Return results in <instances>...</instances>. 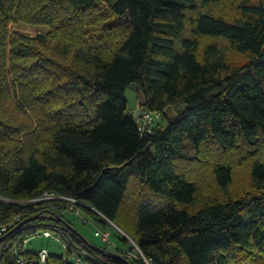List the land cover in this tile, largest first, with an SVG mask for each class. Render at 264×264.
Instances as JSON below:
<instances>
[{
	"label": "trees",
	"instance_id": "obj_1",
	"mask_svg": "<svg viewBox=\"0 0 264 264\" xmlns=\"http://www.w3.org/2000/svg\"><path fill=\"white\" fill-rule=\"evenodd\" d=\"M133 85L162 114L151 132L129 110ZM246 162L251 188L232 195ZM180 163L209 170L219 194ZM133 187L146 197L125 212ZM70 206L138 249L95 251ZM2 226L0 264H40L25 248L39 228L65 241L47 264H264V0H0Z\"/></svg>",
	"mask_w": 264,
	"mask_h": 264
},
{
	"label": "rangeland",
	"instance_id": "obj_2",
	"mask_svg": "<svg viewBox=\"0 0 264 264\" xmlns=\"http://www.w3.org/2000/svg\"><path fill=\"white\" fill-rule=\"evenodd\" d=\"M230 9V7H228ZM12 28L23 34L24 36L36 38L38 36H45L49 33L50 29L45 27H35L29 25H14ZM230 62L235 64H243L246 59L237 55L236 53H230L229 55ZM126 97L128 100L129 110L130 112H137L140 108V98L138 99L136 93L131 89L127 90ZM168 112V111H167ZM161 123H164L163 121ZM165 124V123H164ZM179 170L189 174L190 176L194 171L191 169L195 166L189 165L185 163L179 164ZM249 162L244 163L242 166H237L236 174H235V181L231 186V193L232 195H241L248 191L251 188L252 181L249 175ZM194 178L200 181L202 186V195H207V197H212L213 195L219 194L218 189L214 184V180L210 175V171H203L199 172L197 175H194ZM139 190L135 187L130 189L126 202L124 204V211H128L130 209V202L132 199L141 200V198L146 197L145 193L139 195L140 199L138 198ZM204 197V196H203ZM157 205H161L164 202H156ZM80 215L75 212H66L63 214L65 220L70 224L78 234L88 243L98 248L104 249L108 252L118 253V254H125L128 253L132 248L134 249L133 245L130 242H125L123 240L124 236L123 233L116 228L115 226L103 224L99 220H96L92 215L88 214L86 211L81 210ZM105 232L108 231L111 235V242L112 245H106L101 237H97L95 235L96 232ZM44 233V228H39L36 235L32 237H28V242L25 246L28 252H40L43 249L49 250V252L54 256H64L65 255V241L62 238L52 237L46 238L42 236ZM135 255V251H134Z\"/></svg>",
	"mask_w": 264,
	"mask_h": 264
},
{
	"label": "built area",
	"instance_id": "obj_3",
	"mask_svg": "<svg viewBox=\"0 0 264 264\" xmlns=\"http://www.w3.org/2000/svg\"><path fill=\"white\" fill-rule=\"evenodd\" d=\"M134 113V116H135V119H136V122L138 124V127H139V130L140 132L142 133H148V132H151L154 124L161 120L162 118V114L159 113V112H153V111H148V110H145L143 108H139L137 112H133ZM53 199H58V200H69L71 201L70 199H65L63 197H57L53 194H45V196L43 198H41L40 200H53ZM73 202H77V201H73ZM69 208V211H75L74 207L70 206L68 207ZM77 214H79V212L77 211L76 212ZM112 224V223H111ZM113 226H115L114 224H112ZM116 227V226H115ZM9 230V226H2L0 228V239L5 237L6 233L8 232ZM95 235L97 237H101L103 242L108 245V246H111L112 245V242H111V235L108 231H105V232H96ZM44 237L46 238H52V233L50 232H46L43 234ZM128 238V237H127ZM130 240V238H128ZM21 242L23 243H26L27 241L21 239L20 240ZM131 241V244L137 248V246L135 245V243ZM12 243H10V241H2L0 243V259L3 255V253L9 248L11 247ZM19 249V246L17 245L15 247V250L17 251ZM138 249V248H137ZM82 252V251H81ZM84 255L85 253L82 252ZM48 257H49V252L48 250H42L40 253H39V261H40V264H47L48 263ZM71 261L74 262V264H89L87 261L84 260V257L79 255L77 252L73 254V256L71 257ZM146 263L147 264H150V262L148 260H146ZM19 264H25V261L22 259V258H19V261H18Z\"/></svg>",
	"mask_w": 264,
	"mask_h": 264
},
{
	"label": "water",
	"instance_id": "obj_4",
	"mask_svg": "<svg viewBox=\"0 0 264 264\" xmlns=\"http://www.w3.org/2000/svg\"><path fill=\"white\" fill-rule=\"evenodd\" d=\"M131 89H132V91H134L135 93L138 91V89H137V86L136 85H133L132 87H131ZM139 98H140V106L141 107H145L146 106V100H145V97H144V95L141 93V94H139ZM30 220H27V221H25L24 223H27V222H29ZM119 229V228H118ZM120 230V229H119ZM121 231V230H120ZM122 232V231H121ZM123 233V232H122ZM124 234V233H123ZM5 240V237H3V238H1L0 239V243L2 242V241H4ZM84 240V239H83ZM85 241V240H84ZM85 242H87V241H85ZM93 248L95 249V251H97V252H99V253H102L104 256H106L107 258H110V259H115V260H123L122 258H121V256H119V255H117V254H115V253H112V252H106V251H104V250H102V249H100V248H97V247H95V246H93Z\"/></svg>",
	"mask_w": 264,
	"mask_h": 264
},
{
	"label": "clouds",
	"instance_id": "obj_5",
	"mask_svg": "<svg viewBox=\"0 0 264 264\" xmlns=\"http://www.w3.org/2000/svg\"><path fill=\"white\" fill-rule=\"evenodd\" d=\"M116 228H118V227H116Z\"/></svg>",
	"mask_w": 264,
	"mask_h": 264
}]
</instances>
